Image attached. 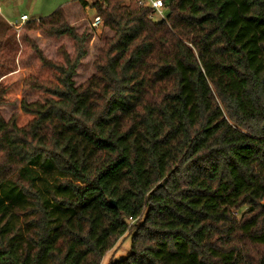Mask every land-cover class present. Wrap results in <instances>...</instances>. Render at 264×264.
<instances>
[{
    "label": "trees",
    "instance_id": "trees-1",
    "mask_svg": "<svg viewBox=\"0 0 264 264\" xmlns=\"http://www.w3.org/2000/svg\"><path fill=\"white\" fill-rule=\"evenodd\" d=\"M87 5L23 24L38 70L0 77V264H103L128 233L108 264H264V0H94L77 83Z\"/></svg>",
    "mask_w": 264,
    "mask_h": 264
},
{
    "label": "rangeland",
    "instance_id": "rangeland-1",
    "mask_svg": "<svg viewBox=\"0 0 264 264\" xmlns=\"http://www.w3.org/2000/svg\"><path fill=\"white\" fill-rule=\"evenodd\" d=\"M72 1L75 0H0V77L13 69L17 70L19 67H23V74L37 71L39 67V61L31 46L26 43H21L17 39L16 34L18 32L13 26L12 28L9 27L7 20L10 19L12 23L15 20L19 21L20 16L24 13L28 15L30 19L45 17L53 13L57 8L67 5ZM93 1L94 0H89V3L91 4ZM5 13L9 15V18ZM84 15V18L86 17L90 23H92L95 10L93 7H86ZM159 18L160 17L157 15L156 20H159ZM82 20H84L83 17L81 21H77V19L74 20L78 30L91 32V36L93 35L92 31L96 34L91 38L92 40L89 41L88 55L77 70L75 80L77 83L83 82L93 74L94 68L92 67V61L99 53L98 47L101 46L103 38L106 36V32L102 28V25L94 27L95 29L90 31L91 28L87 25L88 22ZM31 38L38 43L43 53L50 59H61L57 49L63 44L69 52L72 50L71 41L65 37H45L40 33H32ZM23 96L24 94L19 96L18 102ZM26 97L28 100H36L39 98V94L29 92L26 94ZM18 109L19 103L14 106V109H10V111L12 110L13 112ZM130 247L131 235L128 233L122 237L116 244V247L106 255L103 264H108L109 261L115 257L120 258L126 255Z\"/></svg>",
    "mask_w": 264,
    "mask_h": 264
},
{
    "label": "built area",
    "instance_id": "built-area-1",
    "mask_svg": "<svg viewBox=\"0 0 264 264\" xmlns=\"http://www.w3.org/2000/svg\"><path fill=\"white\" fill-rule=\"evenodd\" d=\"M85 1L88 2L87 8L92 7L91 4L89 3V0H85ZM137 3L141 6H147L151 8L152 12L150 14V17L152 19H156L157 15L160 17L159 20L165 19L164 0H137ZM27 21H29V17L27 15H22L20 22L13 24L14 29L18 32L20 28L23 26V24H25ZM91 24L93 27H98L102 25L101 16L96 12L92 19Z\"/></svg>",
    "mask_w": 264,
    "mask_h": 264
},
{
    "label": "crops",
    "instance_id": "crops-1",
    "mask_svg": "<svg viewBox=\"0 0 264 264\" xmlns=\"http://www.w3.org/2000/svg\"><path fill=\"white\" fill-rule=\"evenodd\" d=\"M5 15H7L6 13H5ZM22 15H26L25 13L24 14H22ZM21 15V16H22ZM8 16V18H9V15H7ZM21 16H20V20H21ZM28 16V15H27ZM39 18V17H38ZM38 18H36V19H38ZM34 19V18H33ZM20 20L19 21H14L13 23H12V21L10 20V19H8L7 20V24L9 25V27H11L12 28V26H13V24H15V23H19L20 22ZM29 20H31L30 18H29Z\"/></svg>",
    "mask_w": 264,
    "mask_h": 264
},
{
    "label": "water",
    "instance_id": "water-1",
    "mask_svg": "<svg viewBox=\"0 0 264 264\" xmlns=\"http://www.w3.org/2000/svg\"><path fill=\"white\" fill-rule=\"evenodd\" d=\"M109 204L111 205V206H113V207H115L116 205H117V203H116V201H114V200H109Z\"/></svg>",
    "mask_w": 264,
    "mask_h": 264
}]
</instances>
